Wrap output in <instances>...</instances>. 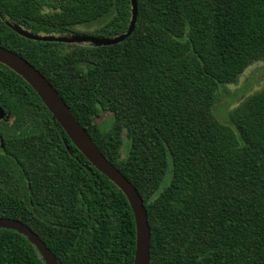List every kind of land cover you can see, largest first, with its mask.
I'll use <instances>...</instances> for the list:
<instances>
[{
	"label": "trees",
	"instance_id": "trees-1",
	"mask_svg": "<svg viewBox=\"0 0 264 264\" xmlns=\"http://www.w3.org/2000/svg\"><path fill=\"white\" fill-rule=\"evenodd\" d=\"M136 1L132 33L98 44L30 39L6 21L113 38L128 30L132 0H0V45L40 70L138 189L149 264H264V87L228 123L213 111L221 88L264 60V0ZM0 109V217L27 224L63 264H134L126 194L1 61ZM0 264L46 263L26 236L0 228Z\"/></svg>",
	"mask_w": 264,
	"mask_h": 264
},
{
	"label": "water",
	"instance_id": "water-1",
	"mask_svg": "<svg viewBox=\"0 0 264 264\" xmlns=\"http://www.w3.org/2000/svg\"><path fill=\"white\" fill-rule=\"evenodd\" d=\"M132 6L133 15L128 30L113 38L86 34H75L70 36L39 35L31 33L19 25L13 24L11 21H6V23L16 32L30 39L59 42L92 41L98 44H112L122 41L132 33L137 18L136 0H132ZM0 61L24 77L41 97L77 148L95 167L108 176L126 194L133 209L136 221V254L134 264H149L151 229L144 199L138 189L127 176L99 150L86 130L77 121L59 92L35 65L23 56L2 45H0ZM5 115V111L0 109V119ZM0 228L13 229L26 236L28 240L35 245L46 264H63L39 235L21 220L12 217H0Z\"/></svg>",
	"mask_w": 264,
	"mask_h": 264
},
{
	"label": "rangeland",
	"instance_id": "rangeland-1",
	"mask_svg": "<svg viewBox=\"0 0 264 264\" xmlns=\"http://www.w3.org/2000/svg\"><path fill=\"white\" fill-rule=\"evenodd\" d=\"M86 28L81 27V30ZM264 87V60L253 63L238 78L237 82L228 84L221 88L219 100L214 106V114L224 122H229V114L247 95ZM103 129H109L113 124V116L103 113L97 118ZM130 145V140L125 139L123 147Z\"/></svg>",
	"mask_w": 264,
	"mask_h": 264
}]
</instances>
